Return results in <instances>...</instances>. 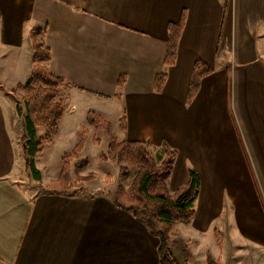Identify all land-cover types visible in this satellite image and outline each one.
Wrapping results in <instances>:
<instances>
[{
	"label": "crops",
	"instance_id": "0c3cea01",
	"mask_svg": "<svg viewBox=\"0 0 264 264\" xmlns=\"http://www.w3.org/2000/svg\"><path fill=\"white\" fill-rule=\"evenodd\" d=\"M183 15L177 60L167 67L168 26ZM35 28L51 50L46 66L65 80L54 140L83 103L86 114L119 127L124 118L125 141L167 143L178 152L169 188L182 186L191 168L201 178L195 216L173 227L179 264H209V254L220 264H264L254 176L264 183V0H0V264H159V239L108 191L46 189L60 167L45 180L43 144L35 158L43 188L27 171L13 120L34 65ZM199 61L212 73L189 103ZM216 229L222 236L213 244Z\"/></svg>",
	"mask_w": 264,
	"mask_h": 264
},
{
	"label": "trees",
	"instance_id": "16d2710c",
	"mask_svg": "<svg viewBox=\"0 0 264 264\" xmlns=\"http://www.w3.org/2000/svg\"><path fill=\"white\" fill-rule=\"evenodd\" d=\"M185 23L184 15L178 23L168 26L167 53L165 65L171 67L176 63L179 41ZM43 30L30 31L33 49V61L29 80L19 85L25 89L22 97L24 110L18 105L17 109L23 116L24 136L22 150L26 159V169L31 177L40 182L42 175L36 167L35 158L41 153L43 142H52L59 132V124L63 120L66 107L60 98L59 88L65 85V80L54 75L46 66L51 60V50L42 39ZM212 73V69L204 62H197L192 74L188 102L191 103L201 87V81ZM167 80V73L157 74L155 90L160 92ZM125 77L118 83L123 86ZM87 124L98 130L109 132L110 144L108 154L118 162H126L137 168L132 184L125 188L120 186L112 194L114 203L120 209L129 212L134 218L145 224L152 236L159 239V264H179L173 253V227L177 223H186L195 216V201L197 200L201 178L196 169H189L188 180L175 192H170L168 181L173 173L177 150L163 143L164 158H154L151 153L152 144L146 141H119L115 134L110 132L111 123L94 110L87 113ZM121 126L126 128L125 119ZM44 129V135H38V129ZM83 137L73 148L71 153H65L62 158V169L59 177L53 182L57 194H67L70 189L72 171L77 172L87 166V162H73L77 160L79 152L85 142ZM129 169L121 166V177H127ZM84 180V179H83ZM52 191V190H51ZM209 264H220L208 255Z\"/></svg>",
	"mask_w": 264,
	"mask_h": 264
},
{
	"label": "rangeland",
	"instance_id": "374dc122",
	"mask_svg": "<svg viewBox=\"0 0 264 264\" xmlns=\"http://www.w3.org/2000/svg\"><path fill=\"white\" fill-rule=\"evenodd\" d=\"M16 94H17V100H19V102L17 101V103H15V109L18 113H17V117H15L13 120V123H14L13 126L16 128L15 130L16 134L22 144V137L25 134L24 128H23L24 127L23 116H22V113L21 114L19 113L17 109V105L21 106L22 111L24 110L22 97L25 95V89L23 91V94H21V92L19 91H17ZM86 106L87 104L80 103L79 111L75 115V118L73 119V121H71L70 119L68 120L67 118L64 120L65 122L62 124V131L59 135V138L61 140L59 141L57 139L54 140L55 139L54 138L53 142H43L42 143L43 144V147H42L43 159H44L43 163L47 164V165L45 164L47 168L45 180L49 181V178L53 176V173H52L53 169L60 167V172H61L63 155L65 153H71L73 151V148L79 143V141L83 137L84 130H87L84 136L85 142L82 146V150L79 152L77 160L73 162V165H75V163L77 162H81V163L87 162V166L85 168L80 169L77 172V174H75V172L72 171L71 180H70L71 189L67 194L69 195H72V194L77 195V194H84V193L93 194L95 193V190L97 191L104 190V191H108V193L112 197V194L115 191H117L120 186L128 188L132 184L133 179L137 173V168L135 166L129 165L126 162H118L114 160L112 156L108 154V148L110 144L109 132L105 130H98L94 126L87 124V120H86V117H87L86 108L87 107ZM88 106L92 108L90 103L88 104ZM73 108L74 107L72 106L71 110ZM121 120H120V127L122 128ZM109 122L111 123L110 132L112 134H115L119 141H125L122 139L124 136L121 132L120 127L117 125V123L115 122L112 123L111 121ZM39 129L40 130L38 131H40L41 135H44V129L43 128H39ZM239 130H240L239 133L241 134L242 132L241 128H239ZM57 136L58 134L55 137ZM150 151L152 155L154 156V158H157L158 160L160 158L161 159L164 158L163 149L161 147L152 146ZM122 165L128 167L129 169V173L127 177L125 178L121 177V166ZM252 166H253V160L250 166L251 170H252ZM254 167L257 172L258 171L257 167L256 166ZM60 172L58 176L55 179H53L51 182H45L47 185H49L46 189L50 191L52 190V192H54V190L57 191L56 187L53 185V182L59 177ZM255 174L254 176H255V180L257 181L256 184H257V190L259 192V205H260V210H261L260 212L261 214L259 213V215L262 218H264V183L261 182V180H259L260 175L257 173ZM41 180L43 179L41 178ZM35 184L38 188H43V181H40V182L36 181ZM169 190L170 192L173 193V190H171L170 188ZM253 192H255L254 187H253ZM257 198H258V193L252 197L251 201L255 202ZM219 231L220 230L218 229L213 231V235L211 237L213 244H214V241L218 242L221 239L222 235H221V231L220 232ZM223 232L224 233L222 234L225 236L227 240L228 234L225 231Z\"/></svg>",
	"mask_w": 264,
	"mask_h": 264
}]
</instances>
